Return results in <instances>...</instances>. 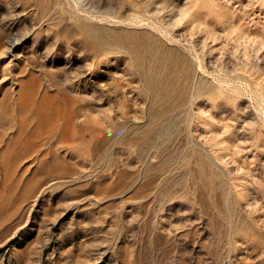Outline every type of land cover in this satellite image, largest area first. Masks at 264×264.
I'll use <instances>...</instances> for the list:
<instances>
[{"label": "rangeland", "instance_id": "374dc122", "mask_svg": "<svg viewBox=\"0 0 264 264\" xmlns=\"http://www.w3.org/2000/svg\"><path fill=\"white\" fill-rule=\"evenodd\" d=\"M0 264H264V0H0Z\"/></svg>", "mask_w": 264, "mask_h": 264}, {"label": "bare ground", "instance_id": "6f19581e", "mask_svg": "<svg viewBox=\"0 0 264 264\" xmlns=\"http://www.w3.org/2000/svg\"><path fill=\"white\" fill-rule=\"evenodd\" d=\"M12 45V44H11ZM74 117V114H73V112H69L68 114H67V121H68V123H71V121H72V118Z\"/></svg>", "mask_w": 264, "mask_h": 264}]
</instances>
